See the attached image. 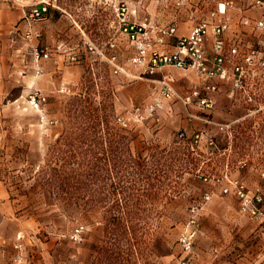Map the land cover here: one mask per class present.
I'll return each instance as SVG.
<instances>
[{"label":"rangeland","instance_id":"1","mask_svg":"<svg viewBox=\"0 0 264 264\" xmlns=\"http://www.w3.org/2000/svg\"><path fill=\"white\" fill-rule=\"evenodd\" d=\"M219 3L237 16L261 7L0 0V264H264V225L240 212L235 195L222 199L226 174L264 195V139L226 132L212 116L201 121L206 111L195 120L203 131L195 143L196 130H184L181 119L149 113L142 101L155 76L130 62L135 46L121 27L122 19L154 27L151 44L161 48L158 27H189ZM36 7L45 10L29 36L22 16ZM35 48L47 57L36 60ZM35 90L45 96L38 109L29 101ZM257 96L264 99V90ZM263 115L250 125L264 124ZM208 191L196 213L202 232L185 251L190 207Z\"/></svg>","mask_w":264,"mask_h":264},{"label":"built area","instance_id":"2","mask_svg":"<svg viewBox=\"0 0 264 264\" xmlns=\"http://www.w3.org/2000/svg\"><path fill=\"white\" fill-rule=\"evenodd\" d=\"M251 1L258 6L264 5V0ZM44 10L45 7H36L25 15L24 19L29 29L33 20L42 18ZM225 10L226 4L219 3L206 18L192 26L188 33L176 37L173 49L168 52L152 46V30L146 24L122 19V30L135 46V53L130 58L132 64L145 65L146 72L150 75L157 73L163 67H173L183 71H194L203 79L202 83L192 86L186 93L178 94L174 87L175 76L171 72L162 73L158 79V98L146 106L149 113L162 109L164 99H176L185 107L196 104L199 112L206 114V111L214 105V93L218 90L220 80L230 82L233 89L248 91L252 95L260 94L264 90V49L245 47L236 40L228 41L225 33L230 25L220 17L225 14ZM249 22V19H243L244 24H249ZM255 26L263 27L264 21H256ZM176 31L175 24L158 27V44L166 45L169 39L176 35ZM30 34L31 29L27 31V35L30 36ZM208 36L212 38L211 51L206 45ZM34 52L36 60L48 55L47 51L36 48ZM112 60H115V56H112ZM121 69L122 66L115 65L116 72ZM37 72H39L38 69ZM44 100L45 96L37 90L33 91L29 99L30 105L36 109L41 107ZM142 110L141 106L135 108L136 114ZM199 112L194 114L187 110L189 117H199ZM117 118L121 124L126 126L122 117ZM200 134L199 131L194 134L195 143L199 142ZM224 180L226 185L222 190L224 193L233 190L234 195L239 199L240 212L252 221L264 225V195L260 188L248 190L227 174ZM209 199H211V193L208 191L204 193L201 202L192 204L190 207L191 217L180 235V242L185 251L191 250L197 233L196 213L202 207V203ZM180 264H190V262L188 259H183Z\"/></svg>","mask_w":264,"mask_h":264},{"label":"crops","instance_id":"3","mask_svg":"<svg viewBox=\"0 0 264 264\" xmlns=\"http://www.w3.org/2000/svg\"><path fill=\"white\" fill-rule=\"evenodd\" d=\"M230 13L231 12L227 10V13L225 11V14L220 16L223 20L229 22L230 25L229 30L225 33V37L227 38V40L239 41L245 47H255L259 49H264V27L253 26V23H255L256 21H264V5L258 8L255 7L253 9H248L246 11H243L242 13H239L241 14L239 16H237V14H230ZM25 15L26 14L24 12L22 18L25 17ZM245 18L249 19L250 21L249 24L243 23V19ZM198 22L192 23V25L189 27L185 24L178 25L176 23L177 25L176 35L170 38L169 41L166 43V45L161 46V50L165 52L171 51L174 46L175 38L188 33L191 27ZM148 26L152 27L150 25ZM153 28L154 27H152V32L154 30ZM206 45L209 51H211L212 38L210 36H208L206 39ZM120 71L121 73H124V75L127 77L140 78L141 71L135 74L136 71L135 68L128 70L122 66V69ZM164 72H171L175 76L176 82L174 83V87L176 93L178 94L186 93L192 86L200 84L203 81V79L194 71H183L181 69H176L173 67H163L162 69H160V71L154 74L155 76L154 78H151V82L154 83L150 84L149 90L147 94L144 95L142 101L143 106L145 108L147 105L151 104L156 98H158V89H159L158 79L161 77L162 73ZM163 102H164V107L156 111H159L161 114L165 115L166 118L175 117L181 119V123L184 130L187 129V131L190 132H194L195 130L196 132H198L199 130H201L200 125L198 126L197 121H195L198 120L199 117H189L187 114V110L194 114L199 112L196 104H190L188 105V107H185L182 105V103L179 100L176 99H171V100L164 99ZM262 102H264L263 98L257 95H252L248 93V91L242 92L240 90L233 89L232 84L230 82H225L220 80L218 81V90L217 92L214 93V105L210 110L207 111L208 113L207 118L206 119L203 118L202 120L201 119L200 120L208 121L207 119L212 116L214 120H212L211 123L215 125L222 124L227 128H230L229 130L226 129V132L241 133L245 135V137H247L246 135L250 133L259 134L261 136V139H264V124L250 125L251 123L248 121L249 119L252 118L255 119L257 116L264 114V110H262L263 109ZM217 115L218 116L220 115V117L222 118L221 121L215 119L217 118ZM260 118L263 119L264 115L260 116ZM235 122L238 123V127L236 131L234 126ZM254 123L256 122L254 121ZM262 123L264 122L262 121ZM199 132L202 133L203 131H199ZM244 176H246L250 181H255L252 178L256 177V174L254 175L252 173L244 172ZM230 178L234 179L232 174H230ZM223 185H226L225 180ZM231 198H234L233 190H231L229 194H225L222 199L223 201H230ZM216 202L217 200H214L211 203L213 205ZM250 222L257 226H261L256 221L251 220ZM261 227L264 228V226ZM201 232L197 233L195 240L200 237ZM213 232L214 231H212L211 233L212 237H214Z\"/></svg>","mask_w":264,"mask_h":264}]
</instances>
